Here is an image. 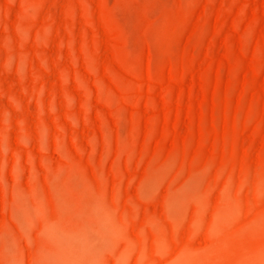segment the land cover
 I'll return each mask as SVG.
<instances>
[{
    "label": "rangeland",
    "instance_id": "374dc122",
    "mask_svg": "<svg viewBox=\"0 0 264 264\" xmlns=\"http://www.w3.org/2000/svg\"><path fill=\"white\" fill-rule=\"evenodd\" d=\"M0 264H264V0H0Z\"/></svg>",
    "mask_w": 264,
    "mask_h": 264
},
{
    "label": "bare ground",
    "instance_id": "6f19581e",
    "mask_svg": "<svg viewBox=\"0 0 264 264\" xmlns=\"http://www.w3.org/2000/svg\"><path fill=\"white\" fill-rule=\"evenodd\" d=\"M180 197H181V194L176 195L175 198L173 199L172 203L177 202ZM99 242H100V240L99 241H91V244L95 245V244H98Z\"/></svg>",
    "mask_w": 264,
    "mask_h": 264
}]
</instances>
